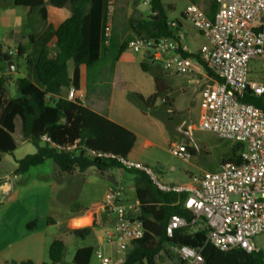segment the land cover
I'll return each mask as SVG.
<instances>
[{"label":"built area","instance_id":"obj_1","mask_svg":"<svg viewBox=\"0 0 264 264\" xmlns=\"http://www.w3.org/2000/svg\"><path fill=\"white\" fill-rule=\"evenodd\" d=\"M216 11L211 18L198 4H189L183 18L204 39L197 54L184 56L190 46L171 37H136L128 49L143 52L150 63L162 70L183 76L200 77L202 109L200 126L222 140L242 145L241 161L223 163L216 172L194 173L190 183L172 185L163 182L151 167L129 158L86 148L80 140L61 146L45 135L44 143L58 150L78 154L86 152L91 158L112 159L121 170H137L148 176L163 193L184 195V208L193 216V225L208 229L207 243L221 251L243 249L258 252L254 239L264 234V109L246 99L264 98V81L252 78L250 61H264V0H214ZM152 0H145L151 6ZM116 0H106L105 43L113 38ZM176 28L178 22H170ZM8 56H18L10 51ZM8 66L0 69V77L10 76ZM68 100H84L75 87L68 91ZM178 160L192 159L186 143L173 144L169 149ZM101 209L115 217L108 243H116L122 251L145 236L142 205L137 199H125L123 187H112ZM184 217L173 215L166 232L169 237L187 227ZM179 264H203L202 249L177 246L173 249ZM101 264H111L108 257L98 253Z\"/></svg>","mask_w":264,"mask_h":264},{"label":"trees","instance_id":"obj_2","mask_svg":"<svg viewBox=\"0 0 264 264\" xmlns=\"http://www.w3.org/2000/svg\"><path fill=\"white\" fill-rule=\"evenodd\" d=\"M17 7L30 9L44 8L45 0H14ZM57 8L70 7L71 16L62 22L56 31L55 50L45 48L41 51L36 62V74L41 86L35 85L28 78L17 79L20 97L7 99L6 85L8 76L0 77V164L4 154H13L17 150L14 139L16 120L22 124L24 141L34 143L38 150L17 161L15 175L27 173L32 167L45 164L52 160L63 173H82L90 168H96L100 173L110 169H121V165L112 159L91 158L86 152L78 154L67 150H58L50 144L43 143L42 137L48 135L53 142L65 146L80 140L86 148L108 152L128 158L132 151L136 135L107 118L83 106L79 100H68L63 96L65 90L71 86L79 89L80 66L88 68L99 63L106 52L105 23L106 0H49ZM152 13L146 18L131 19L130 26L137 37H171L180 40L178 30L170 26L169 11L163 0H152ZM216 5L213 4L208 15L213 18ZM128 49V43L121 46L119 52ZM24 53L18 49V57ZM6 60L14 58L3 55ZM199 58L197 54H184ZM75 65L74 76L69 75V62ZM156 66L157 69H154ZM144 72L155 77L158 93L164 95L166 89L162 87L161 69L149 62L146 56L141 63ZM4 70V69H2ZM264 109V98L246 99ZM242 145L233 147L232 157L224 161L239 164L241 161ZM196 155L194 150H191ZM139 176L141 186L137 188V197L142 205V219L145 225V236L135 241L122 264H157L162 252L169 255L171 244L201 248L203 264H264V253L261 251L248 253L243 249L221 251L207 243L208 229L199 228L192 232L194 216L184 208V195L160 192L150 181L148 176L137 170H125ZM3 181L0 179V185ZM173 215L184 217L187 227L178 229L172 237L167 235L166 229ZM35 223L29 224L31 230ZM91 228L73 230L72 234L85 238ZM67 249L64 241L55 240L49 249L50 262L44 264H64ZM94 249L86 247L79 249L72 264H90ZM175 258V256H174ZM173 258V259H174ZM21 264H34L25 261Z\"/></svg>","mask_w":264,"mask_h":264},{"label":"crops","instance_id":"obj_3","mask_svg":"<svg viewBox=\"0 0 264 264\" xmlns=\"http://www.w3.org/2000/svg\"><path fill=\"white\" fill-rule=\"evenodd\" d=\"M45 1L46 5L44 8L35 9L17 7L14 2L15 11L24 9V14H21L22 20L20 19L19 22L16 20H11L10 22L12 28L21 29L24 15L28 14L32 17V27L22 31V43L19 46L24 51L20 57L26 60L28 66L22 65L21 60L16 61L13 59L15 69L13 72L10 71V76H13V80L17 74H20V78H28L39 87L41 84L36 74L37 59L43 49L55 50L57 28L71 16L70 7L60 9L52 6L49 0ZM163 2L168 8L173 10L171 5H167L164 0ZM213 4H215V1L210 6L205 4V7L209 9L208 12L206 10L207 13L210 12ZM205 7L203 8L205 9ZM139 9V4H132V11L140 13ZM141 12L139 19L149 16L148 14L144 15L143 11ZM151 13L152 10L149 11L150 15ZM183 14L184 11L181 14L182 18ZM126 18V25L128 23L127 26H130L131 17L126 15ZM183 20L188 23L184 18ZM176 22L180 24L178 30L180 41L183 44H187L186 40L191 35V29L185 28V25L178 20ZM126 25L118 33L120 40L117 39V27L113 26L112 47H118L120 50L121 46L133 37L131 30L126 29ZM29 42L31 47H26L25 45ZM110 49V46L107 45L103 58L107 56ZM124 52H119L120 59H122ZM197 52L191 51L193 54ZM145 58L146 55L144 54L140 65ZM68 66L69 75L72 79L75 71L74 62L70 61ZM6 67L7 64L0 66V69H6ZM103 73H106V70L94 71L85 65L80 66V81L79 89L77 90L84 95V100L81 101L83 106L136 135L137 139L128 155L129 159L153 168L160 175L163 182L167 184H189L190 177L194 174L192 169L196 168V166L191 160H177L171 155L169 149L173 144L179 143L188 144L190 149L194 150L196 154L197 149L193 144L189 143V140H191L190 133L186 137L180 133L179 127L181 123H178L176 118L172 117V114L184 119L185 114L192 111L202 101L201 91L204 87L200 84V81L196 80L195 76L167 75L161 69L162 87L166 89V92L164 95H160L153 74L145 72V75H149L148 78H144L145 84L152 83L153 87H144V85L136 86L132 84L127 75L118 66L113 70L110 79L105 77ZM68 91L65 90L63 92V96L66 98ZM186 97L189 98L187 99ZM179 98H181L180 103L182 105L185 104L184 106L179 104ZM187 103L188 106L186 105ZM163 105H169L170 109L167 106L165 112L154 114L155 110ZM169 110L174 113L171 114ZM22 139L24 138L22 137ZM22 141L23 143H29ZM44 144L43 142L41 146H44ZM51 161L48 160L44 165ZM52 168L57 178L56 183L34 185L43 189L50 185L54 188L56 195H58L59 199L56 205H58L57 212H59L60 216L58 218H48L47 231L63 227V237L58 239V237H54L47 232L48 234L44 238L41 237L40 240H35L33 235L37 227L30 230L25 219L22 220L18 218L19 216L10 215L8 216V222L4 225L6 228L0 233V264H12V260H14L13 264H21L29 260L33 261L34 264H44L47 262V257L49 258V249L55 240L64 241L66 249H68V241H72V237L75 236L72 231L83 228L92 229L89 235L86 236L91 237L92 242L87 246L78 247L72 257L73 260L79 249L91 247L95 251L96 248L105 249L106 247H112V244L108 243V234L113 231L115 217L101 209L108 191L112 187H123L126 201L132 202L138 199L137 188L141 186V184H138L139 176L128 171L110 169L105 173H100L96 168H90L84 173L75 170L73 173L68 174L61 172L55 163L52 164ZM49 176L41 175L40 178H49ZM125 180L129 184H126ZM75 202L79 205L76 210L72 209ZM46 209L48 210V208ZM5 240L9 242V249L7 250L3 249L1 245V242ZM254 244L259 251L264 253V234L256 237ZM163 253L159 257L161 260H157V264L167 261L169 264H179L170 253L169 255L166 254L167 258L162 256Z\"/></svg>","mask_w":264,"mask_h":264},{"label":"rangeland","instance_id":"obj_4","mask_svg":"<svg viewBox=\"0 0 264 264\" xmlns=\"http://www.w3.org/2000/svg\"><path fill=\"white\" fill-rule=\"evenodd\" d=\"M145 0H116L115 13L113 26L117 27V39L120 40L121 29L125 28L126 25V15L131 17V19H139L143 11L144 15H150L149 11L151 7H145ZM167 5H171L173 10L169 11V21H180L185 25V28L191 29V35L186 40V43L190 46L192 52H197L201 45L205 42L200 34L194 29L189 23H185L182 18V12L185 11L186 7L189 4H198L205 7V4L209 5L214 2V0H164ZM132 4H139L140 13L138 11H132ZM14 0H0V53L3 55H8L10 51L17 52L19 46L22 43V35L25 29L32 27V17L28 14H25L23 17L22 28H12L10 25L11 20L20 21L21 14H24L23 10L15 11ZM205 10L208 12V8L205 7ZM22 20V19H21ZM128 25V23H127ZM126 25V26H127ZM127 30H131L133 37L126 41L129 43L131 40L135 39L137 36L134 34L130 26L126 27ZM26 47H31V43H27ZM110 50L107 56H105L99 63H97L91 70L101 71L106 70V73H103L105 77H110L113 74L115 67H119L126 75L130 82L136 86L144 85L152 86V83L145 84L144 78H148L149 75H145V72L141 69L140 61L143 57V52H134L130 49L124 52L122 59L119 56L118 47H112L111 43L109 44ZM16 61L21 60L22 65L28 66L26 60L21 57L14 56ZM5 66L4 61H0V66ZM154 69H157L156 66H153ZM250 69L252 72V78L258 81H264V61L263 60H252L250 61ZM5 70V68H4ZM161 71V69H159ZM164 74L172 75V73L162 70ZM22 73V72H21ZM151 74V73H150ZM174 75V74H173ZM21 75L17 74L12 80L13 76H8V82L6 85V95L7 99L18 98L20 97V92L18 89L17 79ZM196 80H200V77L195 76ZM187 99L189 97H186ZM164 99V98H163ZM185 99V98H184ZM183 99V100H184ZM181 98H179V104ZM185 105V104H184ZM182 105V106H184ZM188 106V103L186 104ZM170 109L169 105H163L162 107L155 110L154 114L159 112H165L166 108ZM172 114V110H169ZM202 116V101L199 102L192 111H189L185 114L184 119L180 116L172 114V117H175L178 123H181L179 130L180 133L184 134L185 137L190 133L191 140L189 143L193 144L197 149V154L193 157L191 161L194 163L196 168L192 169L193 173H201L205 171L216 172L219 171L224 163L232 157L233 147L235 146L232 142L222 140L213 132L203 130L200 126ZM185 120V122H184ZM22 126L21 120H16V132L14 134V139L17 144V150L13 154H4L2 162L0 164V179L3 183L0 185V228L2 233L4 225L8 222V216H16L25 219L27 225L35 223L36 226L33 228L35 230L34 239L40 240L41 237L44 238L47 232H49L54 237L60 239L63 233V227L53 228L50 231H47V221L49 217L58 218L60 216L57 212L58 205V195H56L54 188L48 185L46 188L36 187L34 184H54L57 182L55 172L52 168V161L46 165H39L32 167L27 173L21 175H15V171L18 167L17 161L23 159L29 154H34L37 152L38 147L34 143H23L22 139ZM178 160V159H177ZM50 175L49 178H40V176ZM126 184H129L125 180ZM18 192V193H17ZM17 193V195H16ZM55 201V203H54ZM49 205V206H48ZM79 205L76 202L73 204L72 209H78ZM48 208V210L46 209ZM201 228L193 227L192 232ZM204 228V227H202ZM32 229V230H33ZM6 230V229H5ZM72 241H68V249L66 254V259L64 264L73 263V255L75 250L78 247L87 246L92 242L91 237H72ZM9 242L5 240L1 242L3 249H9ZM132 244L129 246L128 251L130 250ZM127 251V252H128ZM126 251H122L119 246L114 243L112 247H106L105 249H98L94 251L90 264H101V260L98 257V253H101L103 257H108L111 259V264H121L124 261ZM162 256L167 258L168 256L163 253ZM159 260H161L159 258ZM47 262H50V259L47 257ZM14 263V260L11 261ZM169 264V262H160V264Z\"/></svg>","mask_w":264,"mask_h":264},{"label":"water","instance_id":"obj_5","mask_svg":"<svg viewBox=\"0 0 264 264\" xmlns=\"http://www.w3.org/2000/svg\"><path fill=\"white\" fill-rule=\"evenodd\" d=\"M0 61H4L7 64L8 68H9V70L11 72L14 71V69H15V62L13 60H6V59H3L2 57H0ZM176 247H177L176 244H171L170 245V248L168 249V252L171 254V256H175V260L178 261V257L174 253V250H173Z\"/></svg>","mask_w":264,"mask_h":264}]
</instances>
